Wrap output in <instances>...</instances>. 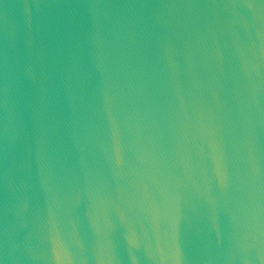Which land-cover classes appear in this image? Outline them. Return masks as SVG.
<instances>
[{
  "label": "water",
  "instance_id": "water-1",
  "mask_svg": "<svg viewBox=\"0 0 264 264\" xmlns=\"http://www.w3.org/2000/svg\"><path fill=\"white\" fill-rule=\"evenodd\" d=\"M0 264H264V0H0Z\"/></svg>",
  "mask_w": 264,
  "mask_h": 264
}]
</instances>
